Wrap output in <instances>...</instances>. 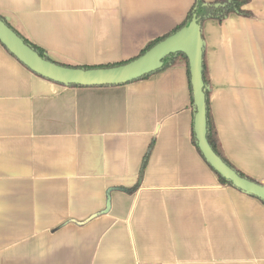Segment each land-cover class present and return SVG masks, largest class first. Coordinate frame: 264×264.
I'll list each match as a JSON object with an SVG mask.
<instances>
[{"label":"crops","instance_id":"obj_1","mask_svg":"<svg viewBox=\"0 0 264 264\" xmlns=\"http://www.w3.org/2000/svg\"><path fill=\"white\" fill-rule=\"evenodd\" d=\"M194 1L0 0V16L54 62L92 67L138 57ZM246 9L204 23L205 61L223 152L264 185V0ZM191 101L182 63L69 87L0 43V264H264V204L205 162Z\"/></svg>","mask_w":264,"mask_h":264},{"label":"water","instance_id":"obj_2","mask_svg":"<svg viewBox=\"0 0 264 264\" xmlns=\"http://www.w3.org/2000/svg\"><path fill=\"white\" fill-rule=\"evenodd\" d=\"M0 43L31 72L63 86L109 87L134 82L161 69L169 55L183 53L190 65L191 83L197 113L194 130L198 146L211 167L247 195L264 201V186L242 178L211 148L207 140V106L203 80V47L201 30L194 19L188 28L158 43L144 55L127 64L112 68L80 69L63 66L42 58L0 18Z\"/></svg>","mask_w":264,"mask_h":264},{"label":"trees","instance_id":"obj_3","mask_svg":"<svg viewBox=\"0 0 264 264\" xmlns=\"http://www.w3.org/2000/svg\"><path fill=\"white\" fill-rule=\"evenodd\" d=\"M250 0H216L214 2H206V0H195L194 1V5L191 8V10L189 11L187 18L185 19V21L179 25L177 28H175L172 32L168 33L167 35L149 43L146 48L140 53V56L144 55L147 51H149L151 48H153L155 45H157L158 43L164 41L166 38L174 35L175 33H177L180 30L186 29L189 27V25L191 24V22L195 19L197 22V25L199 26L200 30H201V34H202V38L204 41V36H203V25L206 21L208 20H215L218 21L219 23H222L225 19H227L230 15H238V16H243V17H249L251 16V12L248 11L246 9L247 5L249 4ZM0 18L13 30L15 31L24 41L27 45H29L33 50H35L36 52L39 53V55L46 59L51 61V59L48 57L47 53L40 47L34 45L33 43H31L30 41H28L27 39H25L20 33H18L7 21L5 18H3L2 16H0ZM2 45V44H1ZM3 46V45H2ZM4 47V46H3ZM5 48V47H4ZM6 49V48H5ZM7 50V49H6ZM8 51V50H7ZM13 56V55H12ZM136 57V58H138ZM134 58V59H136ZM129 60L127 62H120V63H115V64H108V65H104V66H83V67H75V68H80V69H85V70H89V69H94V68H112V67H116V66H120V65H124L127 64L130 61ZM178 63H182L185 65L186 70H187V78H188V82H189V87L191 90V102H192V106H193V111H194V118L195 115L197 113V108L194 102V94H193V88H192V83H191V72H190V65H189V60L187 58V56L183 53H175L172 55H169L168 57H166L163 61V66L161 69L157 70L154 73L151 74H147L145 76H143L142 78L136 80V81H140V80H144L149 78L151 75L166 70L172 66H175ZM62 65V64H60ZM63 66H67V65H63ZM69 67H73V66H69ZM203 80H204V93L206 96V106H207V140L209 142V145L211 146L212 150L228 165L230 166L234 171L237 172V174H239L242 178H245L247 180H250L252 182H255L259 185L264 186L263 184L253 180L252 178L246 176L245 174H243L242 172H240L239 170H237L230 162L229 160L226 158L223 149L221 147L219 138H218V134H217V130L213 121V117H212V113H211V108H210V81L208 78V73H207V67H206V61H205V41H204V47H203ZM135 82V81H134ZM69 87H80V86H75V85H71ZM193 143L195 145V147L197 148L198 152L201 154V156L203 157V159L205 160V162L209 165V163L206 161V159L204 158L199 146H198V140L196 137V133L195 130L193 128ZM154 144H152L149 147V150L144 158L143 161V166L142 169L144 170L149 156L151 154V151L153 149ZM209 167L213 170V172H215V174L218 176L219 181L222 185L224 186H228V187H233L237 190H239L238 188H236L234 186V184L232 183V181L227 180L226 178H224L223 176H221L218 172H216V170L211 167L209 165ZM240 191V190H239ZM242 192V191H241ZM254 198H256L253 195H250ZM263 204L264 201L259 199Z\"/></svg>","mask_w":264,"mask_h":264}]
</instances>
